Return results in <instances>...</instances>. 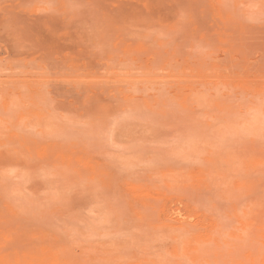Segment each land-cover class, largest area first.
<instances>
[{"label":"rangeland","instance_id":"374dc122","mask_svg":"<svg viewBox=\"0 0 264 264\" xmlns=\"http://www.w3.org/2000/svg\"><path fill=\"white\" fill-rule=\"evenodd\" d=\"M0 264H264V0H0Z\"/></svg>","mask_w":264,"mask_h":264}]
</instances>
